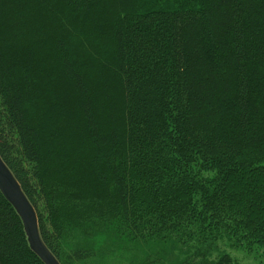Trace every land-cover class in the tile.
I'll return each mask as SVG.
<instances>
[{"label":"trees","instance_id":"16d2710c","mask_svg":"<svg viewBox=\"0 0 264 264\" xmlns=\"http://www.w3.org/2000/svg\"><path fill=\"white\" fill-rule=\"evenodd\" d=\"M70 8L91 27L88 34L106 28L112 37L121 103L112 102L115 89L102 90L110 108L104 119L94 89L69 56L72 30L59 10ZM48 48L84 131L77 155L58 162L53 152L44 156L33 117L39 86L54 79L45 74ZM97 82L103 89L104 78ZM0 156L61 264L63 213H71L70 224L75 210L85 220L91 183L85 191L77 186L82 168L100 196L94 204L112 200L127 232L122 239L171 240L192 256L185 264H237L225 252L214 257L224 242L258 254L264 250V0H0ZM50 169L58 171L49 176ZM92 254L80 249L70 258ZM0 264H43L2 193Z\"/></svg>","mask_w":264,"mask_h":264},{"label":"rangeland","instance_id":"374dc122","mask_svg":"<svg viewBox=\"0 0 264 264\" xmlns=\"http://www.w3.org/2000/svg\"><path fill=\"white\" fill-rule=\"evenodd\" d=\"M197 1L199 0H193V3ZM59 12V15H65L62 21H67L68 27L72 30L66 37L67 42L70 44L69 50L71 53H69V56L73 58L77 69L85 75L87 83L94 89L97 96V116L99 119H104L107 114L109 115L110 108L107 110L106 102H104L103 98L105 95H103L102 90L107 93L110 91L109 87L115 89L113 91L114 99L112 97V102L114 101L116 105H120L121 103L119 95L117 93L115 95L117 83L113 82L112 79L115 58L110 31L105 28L103 31L96 30L94 34H88L91 27L89 28L88 23L84 24L85 20H75L77 16L76 11L73 12L70 8L69 10H59ZM39 16V19H41L39 22L42 24L40 28H46L45 24L48 18L44 17L42 11L37 12V17ZM37 17L35 20L38 21ZM45 30L41 29L43 35V32H46ZM60 30L62 29L60 28ZM50 50L52 49L48 48L47 51ZM45 51L43 47L39 52L42 55ZM48 54V58L45 57V74L54 78L55 82L52 79V81L49 80L48 86H39V107L34 111L33 117H35L34 121L44 137V156L46 157L49 151L53 152L56 155L53 159L58 162L64 154L77 155L76 149H80L79 139L84 131L76 108V101L72 97L71 87L67 84L64 76L62 79L60 77L62 73L59 71L60 67L57 55L53 51H50ZM100 76L104 78L103 89H101L97 82ZM146 86V84L142 83L140 90L143 92V90H146ZM136 102L140 105L142 101L136 97ZM53 133H58L60 139L55 143L49 144L48 141ZM83 162L84 160L82 159L81 163ZM76 164H72L70 166L71 169L68 170L72 171L76 167ZM54 172L53 169H50L48 171L49 176H51V173L54 174ZM80 175L82 177L81 183L79 182L77 186L82 187L85 191L86 187L91 183V190L87 197L89 201H87L83 211L85 220L82 219L81 223L79 222V211L75 210L76 216L72 219L71 224L69 223L71 213L69 212V215H65L62 212L64 214L62 225L65 236L63 241V254H65L62 258L63 263L182 264L184 262L183 264H185L187 259H191L192 256L185 254L187 252L186 247L171 243V240L166 241V243L159 241L135 243L127 239V237L126 239L123 236V239L120 238V234L126 235V230L117 222L118 218H115L116 213L112 208V200L108 201L104 198L103 202L94 204V197H100L94 195V190L96 189L95 185L92 184L94 183V179L88 177L85 168H82ZM82 197V195L79 196L78 201H81ZM80 249L92 251L93 254L88 260L77 261L71 259L70 255L72 252ZM219 252L232 255L237 264H264V250H259L258 254L251 255L224 242L220 245V249L215 253L214 257L218 256ZM198 261L201 262L198 264H203L202 259Z\"/></svg>","mask_w":264,"mask_h":264},{"label":"water","instance_id":"95a60500","mask_svg":"<svg viewBox=\"0 0 264 264\" xmlns=\"http://www.w3.org/2000/svg\"><path fill=\"white\" fill-rule=\"evenodd\" d=\"M0 193L7 203L11 204L21 218L29 248L43 264H61L41 237L39 217L35 207L23 192L20 182L15 178L11 169L0 156Z\"/></svg>","mask_w":264,"mask_h":264}]
</instances>
